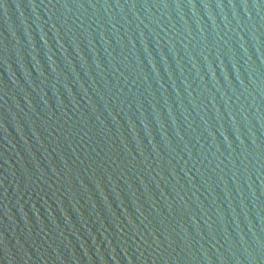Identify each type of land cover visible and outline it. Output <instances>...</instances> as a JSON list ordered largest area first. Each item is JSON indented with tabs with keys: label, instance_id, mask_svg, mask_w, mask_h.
I'll list each match as a JSON object with an SVG mask.
<instances>
[{
	"label": "water",
	"instance_id": "95a60500",
	"mask_svg": "<svg viewBox=\"0 0 264 264\" xmlns=\"http://www.w3.org/2000/svg\"><path fill=\"white\" fill-rule=\"evenodd\" d=\"M0 264H264V0H0Z\"/></svg>",
	"mask_w": 264,
	"mask_h": 264
}]
</instances>
